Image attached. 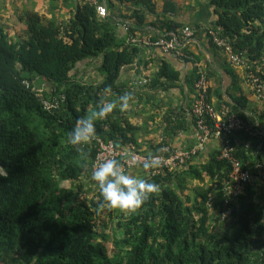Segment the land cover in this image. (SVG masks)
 <instances>
[{
  "label": "trees",
  "instance_id": "obj_1",
  "mask_svg": "<svg viewBox=\"0 0 264 264\" xmlns=\"http://www.w3.org/2000/svg\"><path fill=\"white\" fill-rule=\"evenodd\" d=\"M118 1L133 7L130 35L153 15L154 25L162 30L153 39H180L186 24L169 15L175 11L172 0H163L160 12L157 0ZM209 4L221 35L263 82L264 0ZM26 22L27 36L16 39L0 26V165L8 172L0 176V264H264V176L254 171L256 164H264V131L234 134L236 155L252 172V180L229 199L231 214L225 220L222 186L230 165L219 158V151L185 169L181 167L191 161L153 177L143 174L159 191L135 212L101 207L98 187L96 196L88 198L82 185L93 181L97 138L136 143L134 126L118 107V98L125 92L134 96V85L126 86L119 77L122 68L134 62L137 46L116 35L111 15L100 16L86 1L68 21L43 22L34 13ZM95 57L101 58L97 70L102 78L94 83L79 74L77 63ZM199 77L196 73L194 93L200 91L195 86ZM177 80L178 72L160 61L146 86L163 89ZM38 82L45 83L42 90ZM210 91L207 78L206 98L212 102ZM43 99L56 102V107L45 109ZM113 101L107 118L95 121L96 137L77 151L67 140L76 120ZM237 102L219 96L214 105L229 104L247 121L246 102ZM259 111L262 121L264 108ZM173 114L179 116L180 111ZM204 179L207 188H190L193 180Z\"/></svg>",
  "mask_w": 264,
  "mask_h": 264
},
{
  "label": "crops",
  "instance_id": "obj_2",
  "mask_svg": "<svg viewBox=\"0 0 264 264\" xmlns=\"http://www.w3.org/2000/svg\"><path fill=\"white\" fill-rule=\"evenodd\" d=\"M100 1L104 2V0ZM105 1L107 3L108 0ZM172 1L175 4V11L169 15L183 25L188 24L197 28V33L189 45H179L178 53L183 54L180 56L164 53L159 48L142 43L143 39L153 38L156 34L162 33V30L154 25L156 20L153 15H148L146 25L130 35L128 25L132 22L128 16L133 7L118 0H112V3L110 2L112 6L107 5L108 15H111L115 21L116 35L137 46L134 62L123 67L119 77V81L124 82L126 86L134 85V96L130 100L129 108L124 111L129 115V120L134 126L136 146L150 153L159 144L191 147L196 143V130L190 107L195 96L193 80L195 74L200 72H204L209 79L210 97L215 105L219 96H223L228 102L238 100L242 103L246 102L243 113L247 117V122L264 131V119L261 121L258 115L259 110L264 107L254 95L245 70L241 66L230 63L226 55L210 42L203 31L204 28L216 25V15L209 0ZM82 2L83 0H0V26L12 39L25 37L28 14H38L43 22H65L74 15ZM156 3L157 11L160 12L164 2L157 0ZM137 40L140 41V45L136 43ZM100 60V57H95L79 61L77 63L79 74L88 81L94 83L99 81L102 78L97 70ZM160 61L169 63L178 72V80L176 83L174 81L165 83L163 89L161 87L152 89L146 85L157 71ZM139 80H145V82L136 84L135 82ZM235 99L237 101H234ZM118 107L120 108L119 98ZM177 111L178 113L180 111V115L174 116L173 113ZM166 118L169 119L168 126L165 122ZM178 125L183 126L176 129ZM171 128L176 130L171 131ZM220 144L221 139L212 135L206 141L204 149L181 169L187 168L190 164L206 162L212 154L219 151ZM128 172L139 178H142L144 174L141 168L130 169ZM208 183V180L204 179L201 182L197 181L196 184L189 183V186L194 188L195 185H199L203 189L207 188Z\"/></svg>",
  "mask_w": 264,
  "mask_h": 264
},
{
  "label": "built area",
  "instance_id": "obj_3",
  "mask_svg": "<svg viewBox=\"0 0 264 264\" xmlns=\"http://www.w3.org/2000/svg\"><path fill=\"white\" fill-rule=\"evenodd\" d=\"M83 1L95 5L100 16L104 17L108 15L105 0L104 2L100 0ZM194 33L195 30L193 27L186 24L181 28L180 39L176 37L168 38L166 35H161L156 39L148 37L145 39V43L149 46L159 48L164 53L180 56L183 54L182 52L178 53L179 45L191 43L194 39ZM204 33L210 42L226 55L230 63L244 68L254 95L256 98H263L264 81L262 82L260 77L249 69L250 67L246 64L244 58L233 51L231 43L226 37L221 35L220 29L217 26L208 27ZM143 82L144 80H139L137 84ZM195 86L200 91L195 93L193 104L190 107V114L196 118V143L194 145L191 147H173L169 144H164L156 153H145L131 141L126 144H116L112 139L103 140L97 138L98 151L94 158L93 168L105 159L116 158L126 171L141 168L147 176L153 177L190 161L204 149L206 141L212 135L217 136L221 139L219 158L226 160L230 165V172L222 186L226 208L221 212V219L225 220L231 214L229 199L237 197L252 180L251 171L242 167L240 159L236 155V138L234 134L242 130L253 135L263 130L252 126L238 116L229 104H222V106L217 108L213 102L207 100V78L204 72H200V77ZM42 103L45 109L56 107V102H51L50 100L43 99ZM149 154L160 158V165L158 167L153 169H144L142 167L144 160ZM255 167L264 176V164L258 163ZM210 205L211 201L208 200V206Z\"/></svg>",
  "mask_w": 264,
  "mask_h": 264
},
{
  "label": "clouds",
  "instance_id": "obj_4",
  "mask_svg": "<svg viewBox=\"0 0 264 264\" xmlns=\"http://www.w3.org/2000/svg\"><path fill=\"white\" fill-rule=\"evenodd\" d=\"M132 98L133 94L131 92H125L119 97L120 109L122 111L129 108ZM115 103V101L101 103L90 115L79 117L68 133V143L76 146L77 151H83L84 146L96 137L95 121L97 119H106L108 114L112 112ZM193 125L195 126V124ZM159 165L160 158L149 154L144 160L142 167L144 169H153ZM254 171L258 172L256 167ZM7 175L8 172L6 168L0 165V176L6 177ZM91 179L96 183L99 189L101 207L119 209L122 212L132 213L137 211L144 202L150 198L151 194L159 191L158 184L145 178H139L129 174L116 158H108L97 164L91 172Z\"/></svg>",
  "mask_w": 264,
  "mask_h": 264
},
{
  "label": "rangeland",
  "instance_id": "obj_5",
  "mask_svg": "<svg viewBox=\"0 0 264 264\" xmlns=\"http://www.w3.org/2000/svg\"><path fill=\"white\" fill-rule=\"evenodd\" d=\"M263 66H264V64H263ZM91 72V71H90ZM84 73V72H83ZM89 75H91V74H89ZM37 86L39 87V89H43L44 88V86H45V83H43V82H38L37 83ZM257 99H259V98H257ZM260 101H261V106H263V104H264V96H263V98H261V99H259ZM84 180H86V179H84ZM83 180V181H84ZM91 181V180H90ZM193 183H197V181H193L192 182V184ZM63 184H65L64 182H63ZM63 184H61V186L63 185ZM207 184V183H206ZM205 184V185H206ZM97 185H94V183H93V181L92 182H89L88 180L87 181H84L83 182V185H82V189H83V193H85L86 194V197H88V198H92V197H95L96 196V193H97V191H98V189H97V187H96ZM201 186L203 187V184H201ZM207 186V185H206ZM84 196V195H83ZM109 230V229H108ZM107 230V231H108ZM107 242V244L109 245L110 244V241H106ZM105 242V243H106ZM110 246V245H109Z\"/></svg>",
  "mask_w": 264,
  "mask_h": 264
}]
</instances>
